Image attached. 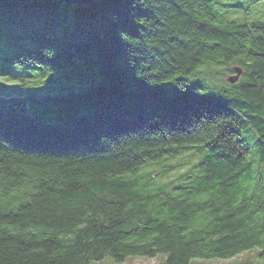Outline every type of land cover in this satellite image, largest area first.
<instances>
[{
    "label": "trees",
    "instance_id": "trees-1",
    "mask_svg": "<svg viewBox=\"0 0 264 264\" xmlns=\"http://www.w3.org/2000/svg\"><path fill=\"white\" fill-rule=\"evenodd\" d=\"M244 7L0 1V76L27 70L0 85V264H264V17ZM185 152L179 179L137 177Z\"/></svg>",
    "mask_w": 264,
    "mask_h": 264
},
{
    "label": "rangeland",
    "instance_id": "rangeland-1",
    "mask_svg": "<svg viewBox=\"0 0 264 264\" xmlns=\"http://www.w3.org/2000/svg\"><path fill=\"white\" fill-rule=\"evenodd\" d=\"M229 1L233 4L243 5L245 6L244 8H249L250 11L252 12L250 16V19L252 21H259L263 19L264 17V4L253 9L252 7H249L251 6V3H252L251 1L253 0H229ZM235 14L237 13H232V15L237 17L238 15H235ZM20 54H21L20 52L11 53L10 58L14 56H19ZM23 68L25 67H18L15 65L5 67V69L1 68V70L7 71L10 73L9 75L0 76V85H6L11 88H15L18 85H21L22 84L21 74L24 72H27V70ZM232 70H234L235 72L230 71L228 74L229 76L227 77L236 78L237 75L239 76L240 68L233 67ZM217 72L218 71L216 69L207 68L206 75H208L207 77H211V76L217 77L219 75ZM15 99L16 98H12V99L8 98V101L9 103H12ZM27 99H29L30 101H33L32 96L30 97L27 96ZM31 112L34 114V117L39 118L41 120H50V118H52V116H47L45 114V111L41 110L39 106H32ZM189 154H190L189 152H185V154L180 155V157L179 156L166 157L159 161H153V162L150 161L149 163H146L144 166H142V169L140 173L137 175V177H145L147 174L155 171L156 173H158L159 176L157 177V174L154 176L156 178V181L154 182L158 185L162 184L163 180L166 181L167 178L179 179V177H181L183 173H187V171L189 170L194 171V168H192V166L198 163L199 161V157H195L192 160V162H187L189 160L188 159L185 160L183 156L185 157V155L188 156ZM181 158H183L182 159L183 163L181 164V166L170 170L166 174V176H164L161 179V170L163 169V167L168 164L177 163L178 161H181ZM143 183L144 182L142 181L140 185L136 186V188L139 190H143ZM162 259H163L162 257L152 258V257H147V256H132V257H128L127 259H125V261L118 262L112 257H107L104 260L97 262L95 264H158V263H161ZM261 260L262 259L258 256L256 251L253 250V251H247L243 254L237 255L227 260L221 259V258H212V259L195 258V259H192L190 264H262Z\"/></svg>",
    "mask_w": 264,
    "mask_h": 264
},
{
    "label": "water",
    "instance_id": "water-1",
    "mask_svg": "<svg viewBox=\"0 0 264 264\" xmlns=\"http://www.w3.org/2000/svg\"><path fill=\"white\" fill-rule=\"evenodd\" d=\"M0 1H20V2H27L30 0H0ZM63 2H66L68 4H75V5H86L93 3L95 0H61Z\"/></svg>",
    "mask_w": 264,
    "mask_h": 264
}]
</instances>
